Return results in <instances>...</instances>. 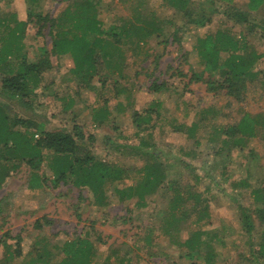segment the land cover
I'll return each mask as SVG.
<instances>
[{"label": "rangeland", "instance_id": "374dc122", "mask_svg": "<svg viewBox=\"0 0 264 264\" xmlns=\"http://www.w3.org/2000/svg\"><path fill=\"white\" fill-rule=\"evenodd\" d=\"M192 1L191 8L195 11L205 9L209 15L214 13L213 22L209 26H188L183 29V36L178 32V37H181L179 44L172 41L171 35H161L158 40L146 42L140 55L132 52V49L127 50L128 59L121 76L119 72L109 71L106 67L100 70L107 84L103 89V99L108 101L107 105L111 109L110 115L102 124L93 122V114L89 109L95 104L100 107L103 104L102 99H98V93L87 87L83 88L80 80L67 71L71 67L69 59L56 61L55 56L51 57L53 68L44 74L45 96L40 97L41 105L34 104L30 109L10 102L9 111L12 116L21 114L43 123L48 131L70 130L74 125L80 127L86 139L83 142L92 155L133 171L130 178L120 183V188L139 181L144 175L145 165L155 164L156 161L144 155L138 147L141 139L147 145L151 144L148 149L161 156L158 161L163 164L164 182L170 181L171 189L180 190L182 194L189 189L200 192L210 208V220L201 223L195 222V213L188 215L181 226V242L197 229L219 232L224 236L227 245L225 249L220 246L215 248L216 252L221 253L217 264H248L244 259L246 256L238 257L239 252L244 251L242 246L246 241L240 233L238 206L251 205L252 195L248 189L235 188L233 182L241 176L244 177L242 165L248 159L250 149L255 152L257 162L252 185L259 183H256L258 177H264V133L255 139H246L244 145L233 148L227 157V152H217L220 147L217 139L208 136L190 139L185 133L176 131L175 125H190L200 121L203 116L209 122L206 134L220 126L237 123L244 112L264 115V82L261 79L249 82L241 102L223 95L207 93L201 82H188L192 73H201L204 68L195 54L196 39L218 28L232 26L231 31L237 38L244 31L248 35L250 48L256 50L257 54H263L258 66L264 70V37L248 34L246 26L228 20L224 14V11H228L230 15L246 13L248 20L256 22L258 31L264 34L261 29L264 27V7L252 12L247 9V0H231L229 5L221 0H213V12L206 0ZM8 3L10 2L5 5L0 2V6L3 5L5 10L9 9L11 12L17 10L19 19H27L26 7L25 10L22 8L27 4L26 0H12ZM161 3V0H102L99 12L106 24H118L124 18L137 16V9L146 15L155 10L164 25L165 20L174 18L176 26H182L181 15H174L173 10L162 8ZM63 4L58 0H40L41 7L37 13L55 16L62 10ZM39 25L32 18L27 28L25 42L30 57L38 54L37 49L43 45L51 48L48 29L43 30L44 36L33 38ZM164 28L166 32V27ZM179 71L186 76L170 77ZM169 78L172 80L161 91L149 88L154 80L157 79L156 83H160ZM98 80L99 76H96L92 83H95L99 91ZM120 89L125 90L123 94L118 93ZM67 97L72 99V104L65 109ZM3 102L0 98V103ZM7 104L5 101L4 105ZM150 107L154 112H151V121L145 125L148 129L137 133L132 110L143 115V111ZM204 110L207 112H203ZM89 136L92 139L88 141ZM31 172L32 170L23 165L0 187V239L6 232L13 236L25 233L29 236V243L44 239L59 258L60 252L53 249V245H61L65 239L82 235L95 242L99 251V262L104 261L111 254V250L118 248V255L130 258L133 264H192V261L183 257L185 248L171 243L160 228L163 221L165 222L164 213H172L171 202L176 194L171 189L166 195L163 192L150 197L146 208H136L135 198L120 202L118 194L113 193L110 194L108 205L98 206L85 189L75 188L71 184L53 187L50 180L54 177L46 165L39 169V172H44L49 178L45 187L29 189ZM237 201L239 202L236 203ZM191 204L192 201H189L185 205L189 207ZM175 214L181 216L178 210ZM45 217L51 224L42 221ZM36 220H40L44 227L37 228ZM148 225L154 229L155 246L152 253L159 252L166 254V257L149 256L146 250L134 248L138 236L143 235ZM98 237L101 242L97 241ZM247 252L244 251L243 255ZM115 258L113 256L110 261L114 262ZM21 262L23 261L17 260L8 264ZM0 264H7L1 244Z\"/></svg>", "mask_w": 264, "mask_h": 264}, {"label": "trees", "instance_id": "16d2710c", "mask_svg": "<svg viewBox=\"0 0 264 264\" xmlns=\"http://www.w3.org/2000/svg\"><path fill=\"white\" fill-rule=\"evenodd\" d=\"M39 1L26 0L27 4L22 7L24 10L26 7L28 13L26 20L17 17V10L11 12L9 9L5 10L3 5L0 6V98L8 103L7 106L4 102L0 103V187L14 171L25 165L32 170L28 188H43L49 178L44 172H39V169L46 165L54 177L50 180L53 187L71 184L75 188L85 189L98 206L108 205L110 194L113 193L118 194L120 202L135 198L136 208H146L150 197L163 192L166 195L172 186L170 181L164 182L163 164L158 161L161 156L148 149L151 144L147 145L148 143L141 139L138 147L142 149L144 155L156 161L155 164L145 165L144 175L139 181L120 188L118 187L120 183L130 178L133 171L92 155L83 142L86 139L80 127L74 125L70 130L48 131L43 123L33 118L21 114L12 116L9 111L10 102L30 109L34 104L40 106V97L45 96L44 74L53 68L51 57L69 56L73 62L71 72L80 80L81 86L91 91L95 90L99 95L98 99L103 101L101 107L92 110L93 122L102 124L110 112L108 101L103 99V89L107 84L100 70L106 67L109 71L122 74L125 64L122 55L124 51L121 48L123 43L129 44L132 52L137 55L141 52V44L153 36L159 39L160 34L171 35L172 41L179 44L181 37H178V32L183 36L182 31L188 26L198 28L209 26L213 22L214 13L209 15L205 9L195 11L191 8L192 0H162V7L173 10L174 15H181L182 26H176L174 18L165 20L164 25L156 14L146 15L139 9L136 10L137 16L124 18L117 25L105 26L98 11V5L102 0H58L64 4L62 10L55 16L37 13L41 7ZM221 1L227 5L231 2ZM0 2L7 5L6 3H11L12 0ZM206 2L210 3L209 9L213 10L215 6L213 0ZM246 6L252 12L258 11L264 7V0H247ZM228 13L224 11L227 19L246 26L248 34L264 37V34L258 31L257 23L249 21L246 13L237 15ZM32 18L40 24L33 38L44 36L43 30L48 29L47 36L51 40V48L43 45L37 49L38 54L30 57L25 41ZM231 28H218L196 39L195 54L204 68L201 73H192L188 82H201L205 85L207 93L223 95L241 102L249 82L255 79L264 82V70L258 66L263 54H257L256 50L250 48L248 35L244 31H241L237 38ZM261 29L264 32V27ZM174 75L186 76L180 71L171 74L170 77ZM96 76H99L97 81L100 83L99 91L95 83H92ZM170 80L172 78L156 83V79L149 88L161 91L168 86ZM124 91L120 89L118 93L123 94ZM151 112H154L151 107L145 109L143 115L132 110L137 133L148 129L145 125L151 121ZM203 112L206 113L207 110ZM208 124L206 118L201 116L200 121L192 122L190 125L185 123L175 125V130L185 133L190 139L203 136L217 139L220 146L217 152L225 151L227 157L233 148L244 145L246 139H255L264 133V115L261 114L252 115L244 112L237 123L220 126L212 133L205 134ZM90 139L92 136L87 138L88 141ZM242 166L244 177L241 176L234 181L233 185L240 190L248 189L252 195V203L248 206H238L240 233L246 238L242 250L248 251L245 255L244 251L239 252L238 257L246 256L244 259L248 264H264V177H258L256 183L258 181L259 183L252 185L254 167L257 166L253 150L248 151V159ZM171 190L176 195L171 202L172 213H164L165 222L163 221L160 226L162 233L169 237L171 243L185 248L183 257L192 261V264H199L200 261L202 262L200 264H217L221 253L216 252L215 248L220 246L225 249L227 245L224 236L219 232L197 229L183 242L179 237L182 232L181 226L190 213H195L197 223L210 220L211 213L206 199L200 192L192 189L183 194L175 188ZM189 201H192V204L187 207L185 204ZM176 210L180 211L182 217L175 214ZM43 220L51 224L48 218L45 217ZM35 226L44 227L40 220H36ZM153 234V227L148 225L143 235L138 236L134 248L146 250L149 256L166 257V254L159 252L152 253L151 250L155 246ZM97 241L101 242L100 237ZM29 242V236L25 233H18L15 236L9 232L4 233L0 244L4 248L5 263L21 260L23 261L21 264H133L130 258L118 255L120 253L118 248L111 250V254L104 261H97L98 248L87 236L78 235L72 239H65L61 245H53V249L60 252L59 258L44 239ZM113 256L116 258L111 262L110 258Z\"/></svg>", "mask_w": 264, "mask_h": 264}, {"label": "crops", "instance_id": "0c3cea01", "mask_svg": "<svg viewBox=\"0 0 264 264\" xmlns=\"http://www.w3.org/2000/svg\"><path fill=\"white\" fill-rule=\"evenodd\" d=\"M162 1V0H161ZM102 2V1H101ZM101 2H100V4L98 5V11H99V8H100V6H101ZM162 4V3H161ZM163 8V7H162ZM152 13H154V14H157V11H153ZM99 17H100V12H99ZM101 18V17H100ZM103 20V19H102ZM103 22H104V20H103ZM169 22V21H168ZM104 24H105V26H109V25H117V23H110V24H106L105 22H104ZM118 24H120V23H118ZM166 27V26H165ZM187 28V27H186ZM161 35L162 34H160L159 36L161 37ZM151 40H158V37L157 36H153V37H151L150 39H148L146 42H149V41H151ZM145 42V43H146ZM145 43L144 44H141L142 45V48H141V52H138V55H140L141 53H142V50H143V46L145 45ZM122 48V51H124L123 52V57H124V63L126 64L127 63V59H128V55H127V50H129V49H132V47L129 45V44H125V43H123V47H121ZM146 53V52H145ZM63 58H65V60H67V59H69L70 61H71V67L69 68V70H67V71H69V73L71 74V75H73V73L71 72L72 70L71 69H73V62H72V59H71V57H69V56H63V57H59V58H56V61L57 60H62ZM125 64H124V66H125ZM124 69V68H123ZM74 76V75H73ZM95 91V90H94ZM72 102V99L70 98V97H67V99H66V107H65V109H67V108H69L70 106H71V103ZM71 103V104H70ZM92 106V105H91ZM98 106H100L99 104H95V106H93L92 108L91 107H89V109H90V111H91V113H93V109L94 108H98ZM109 112L111 113V109H110V107H109Z\"/></svg>", "mask_w": 264, "mask_h": 264}]
</instances>
